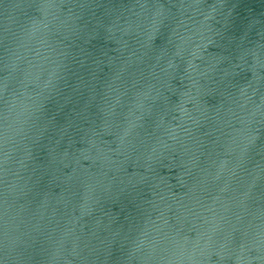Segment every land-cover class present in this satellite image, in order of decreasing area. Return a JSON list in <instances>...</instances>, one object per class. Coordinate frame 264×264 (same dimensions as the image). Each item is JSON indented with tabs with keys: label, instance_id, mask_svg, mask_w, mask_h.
Wrapping results in <instances>:
<instances>
[{
	"label": "water",
	"instance_id": "water-1",
	"mask_svg": "<svg viewBox=\"0 0 264 264\" xmlns=\"http://www.w3.org/2000/svg\"><path fill=\"white\" fill-rule=\"evenodd\" d=\"M0 264H264V0H0Z\"/></svg>",
	"mask_w": 264,
	"mask_h": 264
}]
</instances>
